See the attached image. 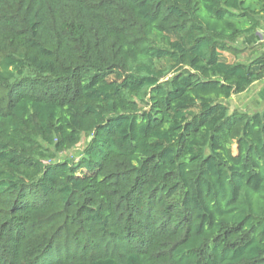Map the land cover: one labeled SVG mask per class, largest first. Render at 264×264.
<instances>
[{
  "label": "trees",
  "instance_id": "16d2710c",
  "mask_svg": "<svg viewBox=\"0 0 264 264\" xmlns=\"http://www.w3.org/2000/svg\"><path fill=\"white\" fill-rule=\"evenodd\" d=\"M263 24L264 0H0V264H264V108L230 106Z\"/></svg>",
  "mask_w": 264,
  "mask_h": 264
},
{
  "label": "crops",
  "instance_id": "0c3cea01",
  "mask_svg": "<svg viewBox=\"0 0 264 264\" xmlns=\"http://www.w3.org/2000/svg\"><path fill=\"white\" fill-rule=\"evenodd\" d=\"M237 48H249L250 51L240 55L242 61H253L264 54V24L254 34L243 37L235 45ZM254 49V52L251 51ZM229 60L234 57L229 54ZM231 109L258 111L264 108V81L254 83L246 92L233 96L230 102Z\"/></svg>",
  "mask_w": 264,
  "mask_h": 264
},
{
  "label": "rangeland",
  "instance_id": "374dc122",
  "mask_svg": "<svg viewBox=\"0 0 264 264\" xmlns=\"http://www.w3.org/2000/svg\"><path fill=\"white\" fill-rule=\"evenodd\" d=\"M82 146H83V144H82ZM82 146H79L77 149H80ZM77 149L74 150V151L69 152V154H70L71 156L74 155L75 157H78Z\"/></svg>",
  "mask_w": 264,
  "mask_h": 264
}]
</instances>
